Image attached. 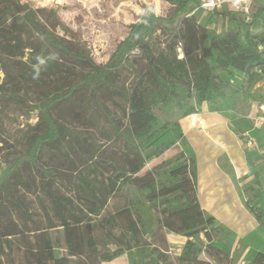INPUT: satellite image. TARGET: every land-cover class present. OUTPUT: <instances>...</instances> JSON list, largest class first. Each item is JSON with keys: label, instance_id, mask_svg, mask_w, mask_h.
Listing matches in <instances>:
<instances>
[{"label": "trees", "instance_id": "obj_1", "mask_svg": "<svg viewBox=\"0 0 264 264\" xmlns=\"http://www.w3.org/2000/svg\"><path fill=\"white\" fill-rule=\"evenodd\" d=\"M162 1L170 14L148 10L138 16L99 65L54 9L27 10L21 22L9 23L19 0H0V66L5 78L31 87L20 95L6 91L3 80L0 111L13 107L37 118L18 142L22 152L0 177V264H103L143 247L155 255L152 264H230L229 255L211 245L219 228L198 202L194 157L181 153L177 166L168 160L164 174L161 165L145 169L162 151L143 150L161 131L154 109H174L179 118L198 113L203 104L211 112L226 111L242 89L229 82L232 70L248 86L264 75V27L252 29L264 24V0H257L249 22L216 13L221 30L194 17L199 0ZM177 18L175 26L166 25ZM135 51L140 57L131 59ZM75 102L82 103L86 126L102 145L56 116ZM173 132L184 146L178 122ZM11 148L0 134V155ZM130 187L144 194L156 217L149 234L140 204L124 195ZM93 222L101 231L93 230ZM166 233L187 239L178 257L170 256ZM201 235L204 245L197 243ZM253 264H264V257Z\"/></svg>", "mask_w": 264, "mask_h": 264}, {"label": "rangeland", "instance_id": "obj_2", "mask_svg": "<svg viewBox=\"0 0 264 264\" xmlns=\"http://www.w3.org/2000/svg\"><path fill=\"white\" fill-rule=\"evenodd\" d=\"M37 8L54 9L59 19L76 35L81 44L89 50L94 62L99 65L106 63L115 46L126 37L128 26L134 23L138 16L148 10H152L156 15L162 17H166L170 14V6L162 0H19L18 3H13L12 10L14 15L8 17V22H21L22 16L27 10H34ZM17 9L19 10L16 13ZM194 17L205 27H216L221 30L224 26L216 13L211 14L197 10L194 12ZM178 21L179 18L174 19L166 25L168 27H173ZM262 27H264L263 23L256 22L252 26V29L258 31ZM139 57L140 53L138 51H135L131 55V59H137ZM131 78L132 76H130V80ZM3 80H5L4 86L6 91L15 90L22 95L25 87L31 88L27 85H22V83L15 79H11V77L5 78V74L0 66V84ZM241 87L245 90L243 93L239 94L238 102L243 98V94L244 98H247L246 93L250 88V86L246 84ZM29 98L31 100L30 104H35L34 100L37 96L33 93V90L30 91ZM190 103L194 104L193 101ZM121 106L124 109V105L122 104ZM202 107L210 111L208 104H203ZM154 113L158 120L156 128L161 129V131L158 138H156L151 145L144 148L143 151L145 155L154 150H161L162 153L148 160L145 164V169H151L161 165L162 167L160 170L165 174L169 171V166L165 165L168 160H171V162L177 166L184 160L179 158L181 153L185 154V158H189V155L185 147L176 139L173 132V124L180 119L178 113L171 108H157L154 109ZM85 114L86 111L82 103L75 102L72 105L69 104L62 107L56 113V116L60 118L61 122L70 130L86 131L90 133L89 136L92 141L102 145L103 143L99 141L97 134L87 128L84 120ZM116 115L123 120L124 127H128V121L122 116L123 114L116 111ZM36 121V112L31 113L30 116L27 117L23 111L13 107L0 111V134L8 141L9 146H12L11 149L4 150L0 155V177L6 172L8 165L12 162L14 157L22 152L18 142L21 140L22 135L28 131L29 126H33ZM164 125H166L167 128L162 129ZM115 148H122V143H117ZM252 192L250 187L245 185V198L248 200V203L254 204ZM125 194H128L129 198L140 204L139 212L142 216L141 219L146 232L149 234L156 227V217L151 209L150 203L146 201L144 194L136 191L132 187L128 188L124 192V195ZM107 210L110 211V206ZM92 228L95 232L101 231V227L97 222L92 223ZM118 234L119 231L115 230L114 235L118 236ZM213 238L221 239L223 237L219 232H216ZM197 243L205 244L203 235L197 239ZM176 245L179 244L176 243ZM175 247V249L179 248L178 246ZM57 253H60V251H57ZM154 257L155 255L150 254V249L143 247L142 249L139 248L124 252L122 257L104 262V264H152ZM198 258L200 260H205L206 256L201 253ZM230 264L252 263L248 258H235L231 260Z\"/></svg>", "mask_w": 264, "mask_h": 264}, {"label": "crops", "instance_id": "obj_3", "mask_svg": "<svg viewBox=\"0 0 264 264\" xmlns=\"http://www.w3.org/2000/svg\"><path fill=\"white\" fill-rule=\"evenodd\" d=\"M232 71L229 82L244 86L243 74ZM246 96L222 112L201 105L198 113L180 118L178 124L184 147L195 160L198 202L205 214L215 219L223 237L214 238L211 245L231 260L248 258L253 264L259 254L264 257V131L254 124L262 114L264 75L250 85ZM248 138L256 146L248 147ZM245 185L253 191L254 204L249 206L260 212V220L246 206ZM166 240L173 257L181 254L187 241L172 233H166Z\"/></svg>", "mask_w": 264, "mask_h": 264}, {"label": "built area", "instance_id": "obj_4", "mask_svg": "<svg viewBox=\"0 0 264 264\" xmlns=\"http://www.w3.org/2000/svg\"><path fill=\"white\" fill-rule=\"evenodd\" d=\"M256 2L257 0H199L196 10L211 14L235 13L241 15L245 21L249 22ZM254 124L264 131V103L262 105V114L254 121ZM246 145L254 147L256 143L248 138Z\"/></svg>", "mask_w": 264, "mask_h": 264}]
</instances>
